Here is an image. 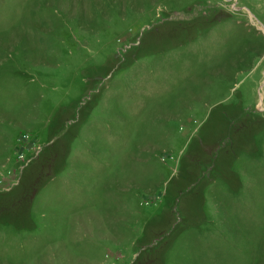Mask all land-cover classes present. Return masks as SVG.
Wrapping results in <instances>:
<instances>
[{"label":"rangeland","instance_id":"1","mask_svg":"<svg viewBox=\"0 0 264 264\" xmlns=\"http://www.w3.org/2000/svg\"><path fill=\"white\" fill-rule=\"evenodd\" d=\"M0 264H264V0H0Z\"/></svg>","mask_w":264,"mask_h":264}]
</instances>
